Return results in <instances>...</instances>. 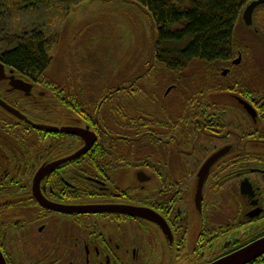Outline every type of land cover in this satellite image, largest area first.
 I'll return each instance as SVG.
<instances>
[{
	"label": "flooded vegetation",
	"instance_id": "af4514ba",
	"mask_svg": "<svg viewBox=\"0 0 264 264\" xmlns=\"http://www.w3.org/2000/svg\"><path fill=\"white\" fill-rule=\"evenodd\" d=\"M259 37L246 27L242 51L193 96L162 81L156 55L114 89L72 88L78 105H63L43 74L6 67L26 86L0 82L5 264H219L264 240ZM86 128L96 141L85 153L87 134L59 131Z\"/></svg>",
	"mask_w": 264,
	"mask_h": 264
},
{
	"label": "rangeland",
	"instance_id": "374dc122",
	"mask_svg": "<svg viewBox=\"0 0 264 264\" xmlns=\"http://www.w3.org/2000/svg\"><path fill=\"white\" fill-rule=\"evenodd\" d=\"M15 5L11 0L0 11V54L15 46L17 39L40 34L48 41L47 54L52 60L43 80L71 79L76 70L84 85L90 86L91 80L97 79L96 89L101 88V81H108V88L114 89L121 80L147 69L151 21L143 9L128 0H62L32 12L18 11ZM253 23L259 31L264 30L263 10L253 15ZM245 30L241 22L236 30L238 38ZM92 58L95 61L89 63Z\"/></svg>",
	"mask_w": 264,
	"mask_h": 264
},
{
	"label": "trees",
	"instance_id": "16d2710c",
	"mask_svg": "<svg viewBox=\"0 0 264 264\" xmlns=\"http://www.w3.org/2000/svg\"><path fill=\"white\" fill-rule=\"evenodd\" d=\"M14 1L18 11L32 12L62 0ZM72 1L79 3L83 0ZM130 1L144 8L155 24L157 45L154 58L156 55L157 63L164 69L161 71L164 77L162 81L168 79L176 85L177 93L184 91L187 95L193 96L200 86L208 89L210 82L225 62L238 51H242V46L238 43L243 38H238L236 30L242 22L241 16L245 7L254 0ZM7 2L11 0H0V11L6 7ZM260 10L264 11V6L257 8L254 15ZM259 34L264 40V30H260ZM169 44L183 45L177 49H170L167 46ZM48 46L47 39L40 34L27 39H17L15 46L0 54V62L5 67L27 76L36 74L44 76L52 61L47 54ZM93 61L95 58L89 63ZM77 74L79 73L73 70V80L68 77L60 82H54L43 80L42 77V82L47 88L53 87L59 91V95L64 96V99H61L63 105H78L82 104L80 102L82 93H73V89L82 91L97 88L98 85L97 79L91 80L90 86L86 82L84 85V80L77 77Z\"/></svg>",
	"mask_w": 264,
	"mask_h": 264
},
{
	"label": "water",
	"instance_id": "95a60500",
	"mask_svg": "<svg viewBox=\"0 0 264 264\" xmlns=\"http://www.w3.org/2000/svg\"><path fill=\"white\" fill-rule=\"evenodd\" d=\"M130 1V0H128ZM133 4L137 5L138 7H140L141 9H143L147 15L150 18L151 21V32H152V36H151V51H150V56L148 59L149 61V66L148 68L145 70L144 74L147 73L149 71V69L152 67V63L154 60V53H155V49H156V45H157V31H156V27L155 24L153 22V20L151 19L150 15L148 14V12L142 8L140 5L134 3L133 1H130ZM264 6V0H254L252 2H250L244 9L242 16H241V21L243 23V25L247 28H251L254 27V23H253V15L254 12L257 8ZM239 60V59H238ZM7 68L0 62V82L3 81H8L9 82V87L12 90H16V91H24V87L26 85H24L23 82L21 81H17L14 79V77L12 76H7ZM10 74H12L13 70L9 71ZM60 132H65V133H73L75 135H88L89 137L87 138L89 140V143L87 144L86 148L80 152V153H85L86 151L89 150V148L93 145V143L96 141L95 140V135L93 132H90L87 128L84 130L81 129H75L74 131L72 130H59ZM79 153V154H80ZM223 152L217 153L214 156H212L211 158H209L203 168L201 173L199 174V178L200 179H205V177L208 174V171L213 167L214 163L223 155ZM51 167V166H50ZM52 167H56L54 165H52ZM199 194H200V190H199ZM264 254V240L259 241L253 245H251L250 247L246 248L245 250H243L241 253L237 254L235 257H232L230 259H227L223 262H220L219 264H244L246 262H248L249 260L258 257L260 255ZM0 264H5V261L3 259L2 254L0 253Z\"/></svg>",
	"mask_w": 264,
	"mask_h": 264
}]
</instances>
